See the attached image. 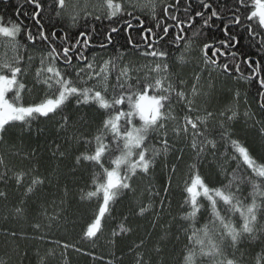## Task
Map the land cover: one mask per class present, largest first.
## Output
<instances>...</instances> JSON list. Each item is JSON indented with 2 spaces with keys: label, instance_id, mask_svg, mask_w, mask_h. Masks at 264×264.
Instances as JSON below:
<instances>
[{
  "label": "trees",
  "instance_id": "1",
  "mask_svg": "<svg viewBox=\"0 0 264 264\" xmlns=\"http://www.w3.org/2000/svg\"><path fill=\"white\" fill-rule=\"evenodd\" d=\"M61 1L0 0L7 99L65 95L0 126V264H264L257 0H75L70 15ZM95 59L105 80L81 71ZM143 59L166 66L171 92L137 72ZM142 94L159 98L151 123ZM133 127L140 143L107 190Z\"/></svg>",
  "mask_w": 264,
  "mask_h": 264
},
{
  "label": "rangeland",
  "instance_id": "2",
  "mask_svg": "<svg viewBox=\"0 0 264 264\" xmlns=\"http://www.w3.org/2000/svg\"><path fill=\"white\" fill-rule=\"evenodd\" d=\"M61 4L62 6H64L65 10L67 11V15L72 14L73 11L77 12L76 9L80 7L77 4V1L75 0H62ZM86 9H83V10L81 9V10L85 11ZM256 12L259 16V19L264 25V0H257ZM5 42L6 44H9L10 46L8 47V45H5L4 48L6 50H9V48L10 49L14 48V46L10 42H8L7 40H5ZM143 60H145L143 64L136 66L137 72L140 74L147 72L148 73L147 75L149 77L151 76V80L153 82L155 90L171 92V89L174 88V86L166 79L168 78V74L164 73L166 72V66H164L161 63V61L157 59L156 60L155 59H143ZM102 65L103 67L100 69L99 68L100 62L95 59L93 63L88 64L84 69L82 68L81 71L83 72V70H85L84 72L87 73L86 75H88L89 78L93 76L97 79L100 78L101 80H105V76L108 74V67L106 66V64L102 63ZM124 70L129 74L130 68H126ZM0 81H1L0 82V126L7 120L19 119V118L24 117L31 110H37L39 112L44 113L52 109L58 103H60L63 96H65L61 92L59 93L58 99H55L53 97L47 100L45 99L46 103L42 106H38L36 103L28 104V105H24L23 103H20L19 105H17V104L12 103L6 97V92L13 85V78H6ZM94 82H96V79L94 80ZM195 86H196V82L194 81V82H191V84L187 88L188 95L192 98H195L196 96H198V94L201 93V89H198ZM51 101H53V104L51 107L48 108L49 103ZM135 109L139 117L143 118V120L146 123L147 122L151 123L152 121L156 120L160 116L159 98L154 95L142 94L136 100ZM185 128L183 127L184 131L186 132ZM139 143H140L139 131L137 130V128L135 129L133 127V129L129 131L128 137L126 139L125 152L122 153L118 157V160L113 167H110L107 169V178H106V184H105L107 190H112V187H114L119 182L120 170L117 168V166L122 165L126 162L129 156L133 154V150L138 146ZM133 165L139 166V164L135 165V163ZM194 185L195 184L191 183L190 188L194 189L195 188ZM104 198L105 200H107V198L109 197L104 193Z\"/></svg>",
  "mask_w": 264,
  "mask_h": 264
},
{
  "label": "bare ground",
  "instance_id": "3",
  "mask_svg": "<svg viewBox=\"0 0 264 264\" xmlns=\"http://www.w3.org/2000/svg\"><path fill=\"white\" fill-rule=\"evenodd\" d=\"M96 78L95 77H91V80L92 81H94ZM102 84H104V83H102ZM104 87H106V85H104ZM106 90V89H105ZM143 151H144V149L142 148V147H139V148H137L136 149V153H138V154H143ZM117 160H118V156H116V157H114V158H112L110 161H109V168L110 167H112L116 162H117Z\"/></svg>",
  "mask_w": 264,
  "mask_h": 264
}]
</instances>
